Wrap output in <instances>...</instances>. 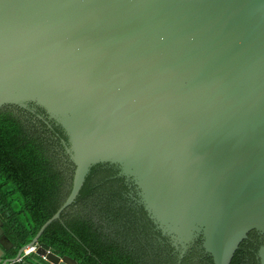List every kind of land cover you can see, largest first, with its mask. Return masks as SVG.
I'll use <instances>...</instances> for the list:
<instances>
[{"label":"water","instance_id":"water-1","mask_svg":"<svg viewBox=\"0 0 264 264\" xmlns=\"http://www.w3.org/2000/svg\"><path fill=\"white\" fill-rule=\"evenodd\" d=\"M4 107L43 111L73 171L14 257L0 221V264H77L37 241L99 164L180 258L230 264L254 231L264 264V0H0Z\"/></svg>","mask_w":264,"mask_h":264},{"label":"trees","instance_id":"trees-1","mask_svg":"<svg viewBox=\"0 0 264 264\" xmlns=\"http://www.w3.org/2000/svg\"><path fill=\"white\" fill-rule=\"evenodd\" d=\"M62 139L66 140L61 129L45 125L28 110L0 109V221L14 246L10 257L32 240L69 193L73 167L70 162L68 169L62 164ZM94 168L76 199L89 191ZM69 210L70 207L43 231L38 247L60 257L68 256L77 264H141L136 252L106 234L101 225L89 216L71 214ZM254 234L252 231L247 237ZM258 246L245 239L230 264H258L256 255L248 251L252 248L256 253ZM32 256L24 259L32 264ZM199 264L212 261L207 256Z\"/></svg>","mask_w":264,"mask_h":264},{"label":"flooded vegetation","instance_id":"flooded-vegetation-1","mask_svg":"<svg viewBox=\"0 0 264 264\" xmlns=\"http://www.w3.org/2000/svg\"><path fill=\"white\" fill-rule=\"evenodd\" d=\"M28 112L47 125L44 122L46 116L41 110ZM62 152L60 156L62 164L68 169L69 161L65 159L67 156L63 145ZM88 186L90 189L87 194L76 199L70 206V213L89 216L103 227L102 230L106 234L136 252L141 264H199L205 261L207 256L198 245L179 257V253L171 247L168 240L148 218L139 203L136 187L131 181L119 175L117 167L104 164L95 166ZM261 239L262 237L256 233L252 238L247 237L253 246H258ZM248 251L256 255L252 248ZM30 254L34 255V252ZM27 256H24L23 260Z\"/></svg>","mask_w":264,"mask_h":264},{"label":"crops","instance_id":"crops-1","mask_svg":"<svg viewBox=\"0 0 264 264\" xmlns=\"http://www.w3.org/2000/svg\"><path fill=\"white\" fill-rule=\"evenodd\" d=\"M7 257H10L9 256V252H8V256ZM30 259H31L32 264H46L45 262H43L37 256H34V255L32 257H30Z\"/></svg>","mask_w":264,"mask_h":264},{"label":"built area","instance_id":"built-area-1","mask_svg":"<svg viewBox=\"0 0 264 264\" xmlns=\"http://www.w3.org/2000/svg\"><path fill=\"white\" fill-rule=\"evenodd\" d=\"M33 251H34V250L31 249L30 251L25 252L24 255L27 256V255H29L30 253H32ZM19 260H20V259H19ZM19 260H18V261H19Z\"/></svg>","mask_w":264,"mask_h":264}]
</instances>
